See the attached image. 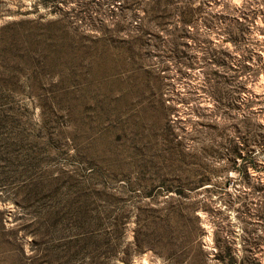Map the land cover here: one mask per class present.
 Instances as JSON below:
<instances>
[{
  "label": "rangeland",
  "instance_id": "obj_1",
  "mask_svg": "<svg viewBox=\"0 0 264 264\" xmlns=\"http://www.w3.org/2000/svg\"><path fill=\"white\" fill-rule=\"evenodd\" d=\"M175 1L183 54L126 0H0V264H264V0Z\"/></svg>",
  "mask_w": 264,
  "mask_h": 264
},
{
  "label": "trees",
  "instance_id": "obj_2",
  "mask_svg": "<svg viewBox=\"0 0 264 264\" xmlns=\"http://www.w3.org/2000/svg\"><path fill=\"white\" fill-rule=\"evenodd\" d=\"M126 9L120 17L119 23L126 26L127 29H134V41L140 47H146L148 44H151L154 41V37H157L153 30H156L158 33L164 31L171 35L170 40L172 42L173 52L175 53H184L181 51V46L187 45L184 41L186 38V31L188 30V23L191 22V19L188 18L186 13H181V17L176 19V12L181 7L178 1L175 0H126ZM133 5V6H132ZM133 7H136L138 10H144L146 16L144 20L146 22H140L135 25L134 17L129 13ZM240 20H235V26L232 31V40L234 42H240L244 36V24L239 22ZM169 26H171L169 28ZM158 38V37H157ZM165 40V39H164ZM177 195L180 198H183V193L178 192ZM199 219V217H197ZM167 235L164 237L160 235V251L158 252L161 256L166 255L168 258L175 257L177 260H181L182 257L177 255L178 250L189 246L193 241V227L191 223L187 220H184L182 215H174L173 217L167 219ZM216 244L219 245L220 240H215ZM165 252V253H164ZM219 260L226 261V256L219 257ZM234 258H230L229 264H234Z\"/></svg>",
  "mask_w": 264,
  "mask_h": 264
}]
</instances>
